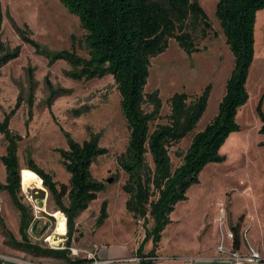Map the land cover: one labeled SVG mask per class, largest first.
I'll list each match as a JSON object with an SVG mask.
<instances>
[{
    "label": "rangeland",
    "instance_id": "obj_1",
    "mask_svg": "<svg viewBox=\"0 0 264 264\" xmlns=\"http://www.w3.org/2000/svg\"><path fill=\"white\" fill-rule=\"evenodd\" d=\"M1 2L4 15L2 40L8 50L21 46V52L16 59L0 68V122L21 103L11 119L10 128L23 137L18 156L21 198L32 217L29 242L41 249L66 248L68 221L66 234L59 235L56 214L60 210L52 196L45 187L34 184L25 187L22 181V170L33 161L51 173L59 185H69L71 175L58 152L59 149H68L63 133L66 131L79 143L88 140L92 134H98L100 146L108 150V154L97 157L92 165L93 177L103 184V190L76 219L77 232L71 247L93 251L94 245L104 241L133 251L143 242L141 237H146L145 228H154L155 219L148 216L146 223L136 220L126 207L128 195L123 186L128 175L120 168L118 157L127 148L129 129L121 110L117 84L112 76L90 81L75 80L68 76L67 72L72 67L66 60L49 63L46 55L62 50L74 49L81 57H90L86 31L79 18L70 14L60 0ZM200 4L212 24L207 38L201 36L200 30L194 33L200 51L188 55L172 39L166 52L151 59L150 76L145 87L146 93L158 90L162 100L160 117L150 123V132H153L158 125L170 122V98L175 93H187L190 102L208 84L212 85L208 108L197 127L170 148L173 170L182 164L195 134L217 114L234 67V55L216 16L217 0H200ZM257 14L255 58L246 84L249 99L237 114L241 129L230 134L221 146L219 152L225 160L208 163L200 175V183L188 190V200L179 202L171 214L172 223L163 232L160 246L161 264L189 258L198 249L219 243L222 229L218 218L222 208L226 210L225 222L229 228L241 216L247 217V226L252 227L251 236L262 237L264 243V146L261 145L264 135L259 133L261 121L256 111L261 98L264 111V9ZM16 25L23 30L27 25L31 31L30 39L39 48L23 42ZM43 51L48 53L45 55ZM152 108V105L145 106L147 112ZM6 148L7 142L0 133L1 184L6 183V168L1 161ZM147 161L153 167L150 154ZM103 201L108 202L109 216L107 221L98 225ZM225 222L223 229L227 235ZM20 226V212L8 193L0 191V254L21 253V249L10 242L22 241ZM50 237L55 240L53 243L48 241ZM228 241L227 237L225 244ZM31 256L42 259L44 263L64 264V260Z\"/></svg>",
    "mask_w": 264,
    "mask_h": 264
},
{
    "label": "trees",
    "instance_id": "obj_2",
    "mask_svg": "<svg viewBox=\"0 0 264 264\" xmlns=\"http://www.w3.org/2000/svg\"><path fill=\"white\" fill-rule=\"evenodd\" d=\"M67 11L79 18L86 31L88 59L81 57L76 50H62L53 54L43 51L49 63L66 60L72 67L68 76L75 80L90 81L112 76L121 95V110L129 129L126 150L118 157L120 168L128 175L123 186L128 198L126 207L136 220L147 222L153 216L152 230L145 228L146 237L137 250L138 257H154L140 264H155L157 251L163 232L172 223L171 214L179 202L188 200V190L200 183V175L210 162L225 160L220 148L233 132L241 129L237 114L249 99L246 88L250 67L255 58V33L257 13L264 9V0H217L216 16L223 28L226 43L234 55V67L226 82L225 94L219 103L218 112L206 127L195 134L191 145L183 157L182 164L172 168L170 148L177 145L189 132L193 131L206 112L211 96L212 85L189 102L187 93H175L170 98L171 114L169 123L158 125L150 132V123L160 117L162 100L159 91L146 93L145 87L150 76L151 59L166 52L174 39L180 47L191 55L200 49L195 43L194 33L198 30L207 38L212 24L200 0H60ZM3 6L0 0V68L16 59L21 46L8 50L2 40ZM23 30L15 29L22 41L39 45L30 39L26 25ZM74 47V46H73ZM75 48V47H74ZM6 115L0 122V133L7 142L6 154L1 157L6 168V183H0V191H6L13 205L20 212L22 241L11 244L40 257L64 260V264H86L85 258H72L75 221L92 201L98 198L103 184L92 174V165L97 157L108 154L99 144L100 135L92 134L83 143L75 141L63 131L68 149H59L62 163L70 173L69 185H59L51 173L40 168L33 161L28 169L36 172L43 181L58 209L65 213L68 221V239L65 249H41L29 242L28 230L31 224V211L21 198V168L18 148L23 139L10 128L12 117L20 108ZM152 105V111L145 110ZM263 98L257 106L261 121L259 133L264 135ZM264 146V140L261 143ZM150 154L153 167L147 161ZM66 199L68 203H66ZM108 202L103 201L98 216V225L108 218ZM231 227L233 248L240 249L241 223ZM153 241V249L145 254L144 246ZM120 263H124L120 261ZM119 263V264H120ZM118 264V263H117Z\"/></svg>",
    "mask_w": 264,
    "mask_h": 264
},
{
    "label": "crops",
    "instance_id": "obj_3",
    "mask_svg": "<svg viewBox=\"0 0 264 264\" xmlns=\"http://www.w3.org/2000/svg\"><path fill=\"white\" fill-rule=\"evenodd\" d=\"M218 216V215H217ZM217 216L213 217L215 218V221L217 220ZM108 219V218H107ZM107 221V220H106ZM247 217L246 219L244 218L242 223H241V239H242V244L240 251H247V248L249 246L255 248L257 251H259L261 253V256L263 258V261H259V262H246L245 264H264V243H263V239L262 237L260 238H255L251 236V230L252 227H250L249 225L247 226ZM239 222V218L237 220V223L235 225H237ZM235 225H231L229 228L228 222H225V227L227 228V232L229 230H231L232 226ZM216 226V224H215ZM221 229H222V235L220 234V242L222 240L223 235H226L225 230L223 229V225H220ZM219 230V228H218ZM221 233V232H220ZM142 235V232H141ZM144 239L141 237V242ZM162 240H163V236H162ZM227 241V239H226ZM219 243H216L215 246L210 245L207 248H200L196 251V253L190 255L189 258L186 259H174L171 261V264H231L228 260L220 258L217 256V249L219 246ZM162 243V241H161ZM161 243L159 245L158 248V258L155 259V264H161L160 261L162 260L161 254H160V246ZM97 246H99V250H98V256L99 258L103 259V260H119V261H123L124 263H120V264H140V262L137 261H131V259L138 257L137 256V250L138 247L134 248L133 251L128 250L125 246H121L119 244H112V243H108V242H98L96 244ZM233 248V243L231 240L228 241V243H226V249H231ZM153 249V241L150 240L149 242H147V245L144 249L145 254L149 253L151 250ZM234 249V248H233ZM149 251V252H148ZM21 253H1L0 254V264H49V263H44L45 261H43L42 259H37V258H33L31 256L32 253L26 252L24 250L19 251ZM135 253V255L133 256V254ZM53 259V258H51ZM42 260V261H41ZM54 260V259H53ZM119 264V263H118Z\"/></svg>",
    "mask_w": 264,
    "mask_h": 264
},
{
    "label": "built area",
    "instance_id": "obj_4",
    "mask_svg": "<svg viewBox=\"0 0 264 264\" xmlns=\"http://www.w3.org/2000/svg\"><path fill=\"white\" fill-rule=\"evenodd\" d=\"M226 219V210L225 208H222L220 210V216L218 218L220 225H223ZM231 240L233 242V233L231 230L227 232V235H223L221 243L218 246V253L217 256L223 259L228 260L231 264H245L246 262H259L263 261V258L261 256V253L257 251L255 248L249 246L247 248V251H240L235 250L233 248L226 249L225 241L226 239ZM94 250H87V249H79L75 247H70V256L72 258H85L91 260V262L86 264H117L120 263L119 260H103L99 258L98 256V250L99 246L94 245ZM58 249V248H57ZM154 257H135L131 259V261H146V260H152Z\"/></svg>",
    "mask_w": 264,
    "mask_h": 264
},
{
    "label": "bare ground",
    "instance_id": "obj_5",
    "mask_svg": "<svg viewBox=\"0 0 264 264\" xmlns=\"http://www.w3.org/2000/svg\"><path fill=\"white\" fill-rule=\"evenodd\" d=\"M257 18H258V15H257ZM256 27H257V23H256ZM22 181H23V184L25 187H29L31 185H36L37 187H41V188H44V185H43V181L42 179L40 178V176L28 169V168H25L22 170ZM59 222H58V228H57V233L61 236H64L66 234V231H67V218L65 216V214H63V212H57L56 214ZM48 241L52 242L55 241L52 237L48 238ZM57 243V242H55Z\"/></svg>",
    "mask_w": 264,
    "mask_h": 264
}]
</instances>
